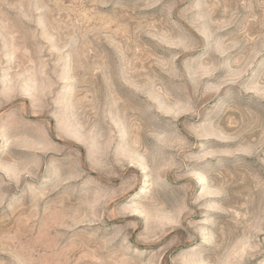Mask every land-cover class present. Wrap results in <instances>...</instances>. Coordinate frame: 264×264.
<instances>
[{
  "label": "rangeland",
  "instance_id": "obj_1",
  "mask_svg": "<svg viewBox=\"0 0 264 264\" xmlns=\"http://www.w3.org/2000/svg\"><path fill=\"white\" fill-rule=\"evenodd\" d=\"M0 264H264V0H0Z\"/></svg>",
  "mask_w": 264,
  "mask_h": 264
}]
</instances>
